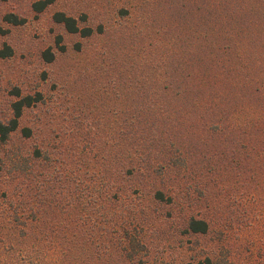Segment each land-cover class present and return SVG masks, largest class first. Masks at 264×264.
<instances>
[{
    "label": "rangeland",
    "instance_id": "obj_1",
    "mask_svg": "<svg viewBox=\"0 0 264 264\" xmlns=\"http://www.w3.org/2000/svg\"><path fill=\"white\" fill-rule=\"evenodd\" d=\"M32 2L0 0V49L5 53L0 56V121L11 117L16 90L21 95L40 93L19 121L18 132L30 126L32 135L24 138L15 132L6 143L0 142V185L8 178L16 180L23 166L36 173L32 196L4 197L0 190V222L7 220L2 214L18 216L24 211L14 222L19 229L38 223L30 220L33 212L42 217V210L49 209L43 189L58 175L56 171L69 162L81 166L111 161L115 104L120 97L131 96L128 72L140 56L145 59L141 66H155L162 74L166 64L161 65L164 60L158 54L234 48L232 36L264 34V0H53L39 12ZM56 12L73 17L79 30L71 32L56 21ZM10 13L13 16L7 18ZM46 50L53 54L51 60L45 58ZM200 135L198 130L193 138ZM203 136L221 143L223 151L232 145L229 137L223 138L227 134L208 131ZM203 142L202 152L211 154L213 147ZM33 151L38 152L31 155ZM212 168L196 159L187 173L179 174V181L176 176L169 180L167 185L178 188L184 205L171 208L156 204L150 195L142 196L149 209L129 225L131 241L145 243L139 247V242H132L130 252L141 250L143 255L136 264H264V223L246 196L253 174L226 170L215 178L222 191L209 195ZM63 193L59 199L63 213L77 212V193ZM197 211L205 212L211 222L205 234L184 230L186 217ZM63 223L71 226L75 220L67 217ZM17 233L6 237L9 243L0 235L1 246H14L12 252L0 250V257L19 263L51 258L47 247H35L41 240Z\"/></svg>",
    "mask_w": 264,
    "mask_h": 264
},
{
    "label": "trees",
    "instance_id": "obj_2",
    "mask_svg": "<svg viewBox=\"0 0 264 264\" xmlns=\"http://www.w3.org/2000/svg\"><path fill=\"white\" fill-rule=\"evenodd\" d=\"M52 1L33 0L32 8L42 11ZM54 18L71 32L79 30L75 19L63 12H56ZM81 31L89 33V29ZM229 41L234 48L158 54L164 60L161 65L166 64L162 74L155 66H141L145 59L140 56L139 63H134L128 72L131 96L120 97L115 104L117 126L112 133L111 161L98 164L88 161L81 166L69 162L68 167L56 171L58 175L43 189L44 196L50 199L46 203L49 209L42 210V217L33 212L30 218L38 222L36 225L20 229L14 225L24 211L16 213L18 216L2 214L7 220L0 222V235L6 242L9 243L6 237L20 232L24 237L41 240L35 247H47L51 258L24 259L19 263L17 259L0 257V264H136V258L143 255L141 250L130 252L132 242H139V247H145V243L141 239L131 241L129 225L149 209L141 201L142 196L150 195L156 204L171 208L186 204L179 197L178 188L173 189L167 183L189 170L196 159L202 166L205 162L213 166L209 171L213 183L209 195L222 191L223 185L215 178L226 170L253 174L246 196L258 209V213L254 212L258 221L264 223V34L232 36ZM3 54L0 49V56ZM44 56L51 60L53 54L46 50ZM14 96L11 117L6 122L0 121L2 143L18 132L24 109L38 102L40 93L21 95L16 90ZM198 130L202 135L195 139ZM208 131L219 136L227 134L223 138L229 137L232 143L229 151L228 145L223 151L221 143L208 142L203 136ZM18 133L27 138L32 129L25 126ZM202 142L211 144V154L202 152ZM35 152L38 151L30 154ZM3 166L8 167L7 161ZM15 178L1 182L4 197L35 193L36 173L32 168H18ZM60 188L70 195L77 193V212L63 213L59 199L65 195ZM189 202L192 203L190 199ZM66 216L75 220L74 225L63 223ZM210 224L206 213L197 211L186 217L184 230L205 234ZM8 243L0 245V250L14 251V246Z\"/></svg>",
    "mask_w": 264,
    "mask_h": 264
}]
</instances>
